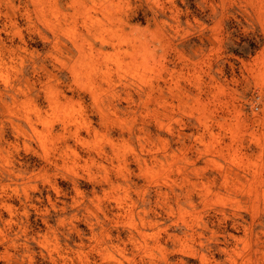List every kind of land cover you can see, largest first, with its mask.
I'll return each instance as SVG.
<instances>
[{
    "label": "rangeland",
    "instance_id": "rangeland-1",
    "mask_svg": "<svg viewBox=\"0 0 264 264\" xmlns=\"http://www.w3.org/2000/svg\"><path fill=\"white\" fill-rule=\"evenodd\" d=\"M0 264H264V0H0Z\"/></svg>",
    "mask_w": 264,
    "mask_h": 264
},
{
    "label": "built area",
    "instance_id": "built-area-1",
    "mask_svg": "<svg viewBox=\"0 0 264 264\" xmlns=\"http://www.w3.org/2000/svg\"><path fill=\"white\" fill-rule=\"evenodd\" d=\"M255 110H256V111H258V110H259V106H258V105L255 107Z\"/></svg>",
    "mask_w": 264,
    "mask_h": 264
}]
</instances>
